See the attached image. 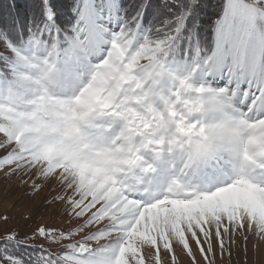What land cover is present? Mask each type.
<instances>
[{"label":"snow or ice","instance_id":"obj_1","mask_svg":"<svg viewBox=\"0 0 264 264\" xmlns=\"http://www.w3.org/2000/svg\"><path fill=\"white\" fill-rule=\"evenodd\" d=\"M0 172L53 192L47 219L0 214V264H240L264 242V0L0 3Z\"/></svg>","mask_w":264,"mask_h":264},{"label":"rangeland","instance_id":"obj_2","mask_svg":"<svg viewBox=\"0 0 264 264\" xmlns=\"http://www.w3.org/2000/svg\"><path fill=\"white\" fill-rule=\"evenodd\" d=\"M52 194L50 187L33 194L30 182L21 184L18 182L17 177L7 179L0 172V214L6 211L13 218L12 224H22V218L29 211L34 214L36 221H39L42 217L47 219L52 209L45 206L44 198H50ZM3 227L0 226V235L3 234ZM239 243L241 244L240 264H245V260L247 264H264V242L257 243L255 240H250L247 244V257L244 256L243 241H239Z\"/></svg>","mask_w":264,"mask_h":264},{"label":"trees","instance_id":"obj_3","mask_svg":"<svg viewBox=\"0 0 264 264\" xmlns=\"http://www.w3.org/2000/svg\"><path fill=\"white\" fill-rule=\"evenodd\" d=\"M11 2L12 0H0V3L5 4V5L10 4ZM20 249L23 250L24 246L21 245Z\"/></svg>","mask_w":264,"mask_h":264}]
</instances>
